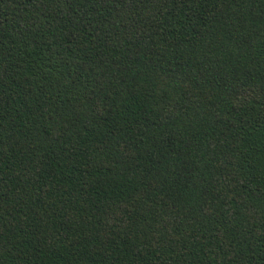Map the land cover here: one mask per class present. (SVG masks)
<instances>
[{"label":"trees","instance_id":"obj_1","mask_svg":"<svg viewBox=\"0 0 264 264\" xmlns=\"http://www.w3.org/2000/svg\"><path fill=\"white\" fill-rule=\"evenodd\" d=\"M0 264H264V0H0Z\"/></svg>","mask_w":264,"mask_h":264}]
</instances>
